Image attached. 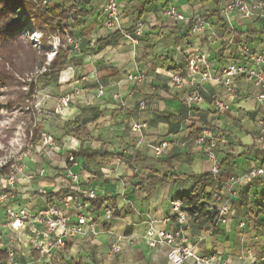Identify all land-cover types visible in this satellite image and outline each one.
<instances>
[{
	"label": "crops",
	"instance_id": "1",
	"mask_svg": "<svg viewBox=\"0 0 264 264\" xmlns=\"http://www.w3.org/2000/svg\"><path fill=\"white\" fill-rule=\"evenodd\" d=\"M104 4L88 0V16L73 31L78 51L71 53L57 81L47 79L38 94L35 123L51 145L35 147L30 156L26 149L19 156L31 180L19 178L10 191L0 188L7 193L6 199L0 197V248L12 233L7 206L26 207L34 215L52 203L70 223L80 214L89 215L94 230L66 242L58 264H170L166 249L149 248L144 233L149 225L175 228L171 202L198 185L193 177L211 171L212 162L195 144L206 128L212 132L218 159H228L220 181L205 189L209 209L216 210L215 190L234 195L225 224H196L189 245L198 255L214 256L222 264L264 259V176L246 177L264 166V149L256 145L260 121L264 124V103L256 98L264 90L240 74L233 76L230 92L221 82V71L230 64L252 67L242 51L244 44L252 51L264 50V19L242 21L236 13L226 15L220 0H118L120 29L111 30L104 24ZM167 6L187 19L201 16L205 30L193 34L183 22L169 20L162 13ZM137 22L143 24L142 36L133 42L126 35ZM196 55L205 58L206 66L191 73L187 60ZM175 72L184 82L180 90L169 81ZM137 75L145 77L140 84L127 79ZM193 90L202 101L184 105L182 98ZM64 95L70 96L65 107L60 105ZM215 98L228 106L226 112L214 109ZM140 102L145 103L143 110ZM131 123L145 128L132 132ZM159 141H166L168 148L156 158L153 147ZM81 151L97 157L91 162L83 155L68 160ZM67 170L77 175V184L66 178ZM150 179L156 183L148 184ZM77 187L107 199L118 217L107 220ZM165 218L168 222L163 223ZM113 245L120 251L113 252ZM17 247L20 264L35 256L23 235Z\"/></svg>",
	"mask_w": 264,
	"mask_h": 264
},
{
	"label": "built area",
	"instance_id": "2",
	"mask_svg": "<svg viewBox=\"0 0 264 264\" xmlns=\"http://www.w3.org/2000/svg\"><path fill=\"white\" fill-rule=\"evenodd\" d=\"M221 8L224 14L236 13L238 18L242 21H250L256 18L264 19V0H220ZM162 13L169 20L174 22H183L193 34L202 33L207 23L204 19L197 15L192 18H185L177 12L173 6H167L162 10ZM104 24L107 29H120V15L118 0H105L104 9ZM143 24L137 22L133 31L127 34V38L135 42V38L142 36ZM67 47L72 48V52L78 51L76 41L70 36L66 39ZM242 51L246 55V59L251 63V68H244L236 64H230L226 69L221 71V82L229 88L233 76L242 75L244 78L251 82L255 87L264 90V70L261 65L264 63V50L252 51L246 44L242 46ZM206 66L204 57L196 55L187 60L188 70L191 73L200 71L199 66ZM203 77L207 76L203 74ZM130 81L140 84L144 81L143 75L128 76ZM170 84L173 88L180 90L184 86V82L178 73H172L169 76ZM74 93H77L74 89ZM102 94V89L99 90ZM257 102L262 105L264 103V95H259L256 98ZM70 101L69 95H64L60 99V105L65 107ZM202 97L196 90L191 91L182 98L184 105L190 106L193 103H200ZM213 107L216 111L226 112L228 106L222 103L219 98L213 100ZM145 103H139V109L143 110ZM145 128L143 123H131L130 130L132 132H139ZM195 144L200 147L204 156L213 164L211 173L216 175L220 160L216 154V143L214 141L212 132L209 129L203 128L201 134L195 138ZM51 145L49 138L42 137L37 147ZM256 145L260 149H264V124L260 121V129L256 138ZM26 154L31 155L33 149L26 146ZM168 148L166 141H159L153 147V154L156 158L162 157ZM69 161H72V156H69ZM18 158L11 166L10 173L6 176H1L0 183L4 185L7 190H13L19 178H26L31 180V175L24 173V168L19 164ZM39 176H43V172H39ZM264 176V166L251 170L247 176L249 179H255ZM66 178L72 183L77 184L78 178L71 170H67ZM232 183H236L232 181ZM78 186V185H77ZM78 188V187H77ZM80 195L87 201L96 200L97 196L92 189H77ZM41 195L46 196L45 191L40 192ZM234 193L231 190L224 191L223 188L217 189L212 194V199L216 204V219L215 225L225 224L229 213V205L233 199ZM1 199L7 197V193H1ZM103 213L107 220L113 219L114 209L108 201H102ZM5 216L11 229L9 241L5 244L4 250L6 251L7 258L5 264H20L18 257L17 242L20 236L26 237L29 244L30 251L35 256L29 258L25 264H58L59 258L63 252L66 242L84 237L87 233L94 234L93 221L87 214H80L75 223H70L65 215L62 214L61 209L52 203H47L36 214L30 215L26 207L14 210L7 206L5 209ZM175 223V228L165 230L156 229L153 225H149L144 233V238L149 248L152 249H166L165 256L170 264H183L191 261L192 264H222L214 256L198 255L194 247L189 245V238L191 231L198 222L196 214L190 215L184 210L182 201L175 199L171 202V215ZM169 218H165L163 223L168 222ZM240 227L243 223L239 224ZM112 251L117 253L120 248L116 245L112 246ZM250 264H264V259H259L250 262Z\"/></svg>",
	"mask_w": 264,
	"mask_h": 264
},
{
	"label": "trees",
	"instance_id": "3",
	"mask_svg": "<svg viewBox=\"0 0 264 264\" xmlns=\"http://www.w3.org/2000/svg\"><path fill=\"white\" fill-rule=\"evenodd\" d=\"M87 3L88 0H60L59 2L45 0H0V89H5L6 94L9 95L7 100L8 110L28 109L26 108L28 107L27 104L36 93V87L33 84H28V92L26 94L18 91V87L21 84L15 78V74L20 75V72L16 70V62L20 56L23 53L27 54L33 68H44L42 75L56 82L60 72L69 62V57L72 53L71 47L64 49L63 45L68 36L74 39L73 31L79 27L80 19L88 16ZM28 24L31 25V29H38L43 34L41 38L42 51L40 52L44 56H41L38 62L35 61V59L37 60L36 55L41 53L33 50L23 37L22 32L27 28ZM47 37L59 39V45L54 57L48 64H46L45 56L51 50L47 44ZM41 139L42 130L37 125L32 131L27 145L34 149ZM26 149L23 151H26ZM71 155L72 157L83 155L87 162H91L97 157L96 153L91 154L82 151L80 153H72ZM12 165L8 163L1 167L0 175H8ZM227 166L228 159L219 162L216 175L209 172L198 177H193L196 180L195 184L198 185H195L187 196L180 197L184 210L190 215L196 214L198 216L197 225L215 223L217 213L215 209H209L208 202L210 201V196L205 192V189L213 183L220 181L222 173L226 170ZM153 183H156V181L152 179L148 181V184ZM3 192L5 191L3 190ZM260 199L264 201V193L260 195ZM104 200L108 201L107 199ZM89 202L90 206L96 210H101L103 207L100 199ZM113 209V218H116L118 217V213L114 207ZM106 228L107 225L105 224L104 230ZM6 258V251L0 248V264H5Z\"/></svg>",
	"mask_w": 264,
	"mask_h": 264
},
{
	"label": "rangeland",
	"instance_id": "4",
	"mask_svg": "<svg viewBox=\"0 0 264 264\" xmlns=\"http://www.w3.org/2000/svg\"><path fill=\"white\" fill-rule=\"evenodd\" d=\"M45 1L59 2V0ZM30 27L31 25L28 24V29L25 28L23 30V37L27 40V44H30L33 50H36L37 53H39L42 51L41 38L43 34L40 30L31 29ZM47 40L51 52L45 56L46 64L53 59L59 45V39L56 37H47ZM63 48L67 49L66 42L63 45ZM41 56L44 55L42 53L37 54V60L35 59V61L38 62ZM33 58H35V56H33ZM16 70L20 72V75L15 74V78L21 84L18 87V91L26 94L28 92V84H33L36 87V93L28 102V107H26L28 109H15L10 111L7 108L9 95L6 94L5 89H0V168L8 163L14 164L24 152L23 150L26 148L28 141L31 138L32 131L37 127L34 119V115L36 114L34 104L38 94H40L42 89L48 83L47 79H50L42 75L44 68L37 69L36 67H32L29 56L25 53H23L16 62ZM1 186L2 184L0 183V188ZM0 192H3L2 189H0Z\"/></svg>",
	"mask_w": 264,
	"mask_h": 264
}]
</instances>
